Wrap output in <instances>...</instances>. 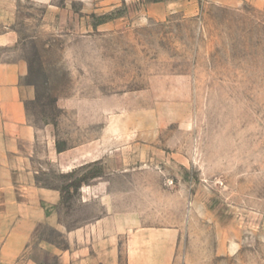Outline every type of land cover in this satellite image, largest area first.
Masks as SVG:
<instances>
[{"label":"rangeland","instance_id":"obj_1","mask_svg":"<svg viewBox=\"0 0 264 264\" xmlns=\"http://www.w3.org/2000/svg\"><path fill=\"white\" fill-rule=\"evenodd\" d=\"M2 2L16 5V56L36 92L31 123L49 126L59 150L96 159L66 173L42 160L44 183L64 198L40 237L67 246L61 226L86 228L106 213L80 192L102 182L115 209L129 202L148 222L179 228L173 264H264V7Z\"/></svg>","mask_w":264,"mask_h":264},{"label":"crops","instance_id":"obj_2","mask_svg":"<svg viewBox=\"0 0 264 264\" xmlns=\"http://www.w3.org/2000/svg\"><path fill=\"white\" fill-rule=\"evenodd\" d=\"M252 2L264 7L261 0ZM15 9L14 3L0 0V264H48L38 249L56 256L58 264H173L179 228L169 218L148 222L129 202L115 209L102 182L80 192L83 201L99 198L106 213L86 228L61 226L67 246L40 237L52 218L51 208L60 210L64 198L62 187L44 183L42 160L66 173L96 159L78 147L59 150L49 126L40 130L31 123L27 100L36 92L23 82L29 63L16 56L20 36L12 27Z\"/></svg>","mask_w":264,"mask_h":264},{"label":"trees","instance_id":"obj_3","mask_svg":"<svg viewBox=\"0 0 264 264\" xmlns=\"http://www.w3.org/2000/svg\"><path fill=\"white\" fill-rule=\"evenodd\" d=\"M154 1H158V0H154ZM61 147H59V149H60Z\"/></svg>","mask_w":264,"mask_h":264}]
</instances>
